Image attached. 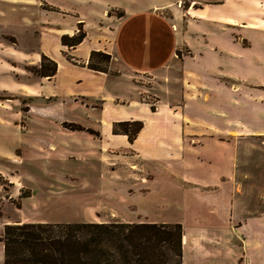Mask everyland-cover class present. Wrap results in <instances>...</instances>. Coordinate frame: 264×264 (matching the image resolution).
I'll return each mask as SVG.
<instances>
[{"label":"crops","instance_id":"1","mask_svg":"<svg viewBox=\"0 0 264 264\" xmlns=\"http://www.w3.org/2000/svg\"><path fill=\"white\" fill-rule=\"evenodd\" d=\"M80 29L81 42L62 43ZM0 47L24 75L23 65L43 54L56 62L54 75H25L11 86L51 119L60 136L51 147H67L68 137L83 158L101 163L96 185L84 180V189L136 209L138 198L126 195L149 203L166 184H202L211 218L183 226L182 264H264V210L233 218L227 189L244 146L264 141V0H0ZM94 50L112 55L109 70L87 66ZM124 120L142 121L132 141L113 131Z\"/></svg>","mask_w":264,"mask_h":264},{"label":"rangeland","instance_id":"2","mask_svg":"<svg viewBox=\"0 0 264 264\" xmlns=\"http://www.w3.org/2000/svg\"><path fill=\"white\" fill-rule=\"evenodd\" d=\"M8 48L0 47V57L11 66L2 69L0 64V83L8 86L7 89H0V155L4 153V157L0 156V233L5 223L17 221L73 223L130 222L139 219L144 220L142 222L180 223L182 228L185 226L189 230L193 228L195 218H211L207 208L214 203L199 195L209 188L199 183L187 185L186 190L174 189L166 184L164 194L152 196L149 203L142 201L140 193L126 195L131 201L138 198L136 209L125 204L123 198L112 205L111 202L117 201L108 200V194H93L84 189L81 186L84 180L96 185L95 176L102 168L101 163L83 158L78 153L77 142L68 137H64L67 147L50 146L52 139L60 138L51 125V119L31 111L29 106L35 101L11 86L12 80H27L25 75L41 76L32 71L40 62L23 65L27 74H21L13 68L18 62ZM104 53L107 56L95 58L93 62L107 71L112 64V55ZM178 56H181V51H178ZM134 79L140 81L143 78L135 76ZM75 113L66 111L65 116L70 120L87 121L85 115L79 114L80 118ZM210 164L213 163H208L209 167ZM201 166L198 168L200 172L204 171L205 164ZM233 169L234 176L227 180L229 198L235 208L233 218L237 219L238 211L242 215H252L253 209L258 206L264 210V141L258 139L246 144L244 154L240 155ZM238 184L241 189L236 187ZM228 217L231 219L232 213ZM233 228L229 227L230 230ZM2 262L0 244V264Z\"/></svg>","mask_w":264,"mask_h":264},{"label":"trees","instance_id":"3","mask_svg":"<svg viewBox=\"0 0 264 264\" xmlns=\"http://www.w3.org/2000/svg\"><path fill=\"white\" fill-rule=\"evenodd\" d=\"M83 37L80 29L61 41L75 46ZM104 56L103 51H92L87 66L106 71L93 62ZM56 68V62L43 54L32 71L52 76ZM63 126L83 128L67 122ZM141 127L140 120H124L115 122L113 131L132 141ZM182 234L180 223L17 221L5 223L0 233L2 264H182Z\"/></svg>","mask_w":264,"mask_h":264}]
</instances>
